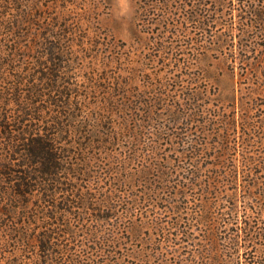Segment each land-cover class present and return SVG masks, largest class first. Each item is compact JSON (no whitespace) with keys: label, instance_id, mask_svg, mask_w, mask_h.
<instances>
[{"label":"trees","instance_id":"trees-1","mask_svg":"<svg viewBox=\"0 0 264 264\" xmlns=\"http://www.w3.org/2000/svg\"><path fill=\"white\" fill-rule=\"evenodd\" d=\"M198 1L147 0L161 11L149 22L164 28L160 53L174 41L168 33L207 10ZM209 3L237 6L243 36L264 6ZM78 19L57 0H0V264H127L145 250L125 246L144 226L158 264H264V150L253 132L245 146L231 135L235 119L196 102L199 133L171 166L163 144L177 148L184 132L163 134L138 116L128 73L93 90L63 71ZM209 133L224 138L226 153L207 151ZM208 158L217 160L200 166Z\"/></svg>","mask_w":264,"mask_h":264},{"label":"rangeland","instance_id":"rangeland-1","mask_svg":"<svg viewBox=\"0 0 264 264\" xmlns=\"http://www.w3.org/2000/svg\"><path fill=\"white\" fill-rule=\"evenodd\" d=\"M201 1L205 2H198ZM206 1L207 10H199L195 17L196 23H204V31L192 21L174 36L168 33L173 28L165 29L174 41L167 37L169 51L160 53L164 28L151 26L149 22L161 11L146 5L147 0H129L130 7L122 5L121 0H57L64 15L83 20L73 29L74 35L64 41V46L74 52L65 57V74L76 76L80 86L94 90L105 85L100 79L128 73L131 101L142 108L138 116L157 124V131L163 134L184 132L185 139L181 143L177 139V148L169 150L167 143L163 144L171 166L177 165V157L181 158L186 142L199 133L195 132L193 122L196 102L223 119H235L236 126L230 131L232 137L246 146L243 138L253 132L258 141L256 148L264 150V6L260 5L259 13L253 17L251 34L243 36L242 14L237 6L231 10L230 4L224 8L209 3L212 0ZM125 8H128L126 14ZM51 13L57 16L56 10ZM1 62L0 59V70L7 69L1 67ZM31 64L33 69H40L39 60ZM91 101H96L95 96ZM209 136L207 151L226 153L221 145L224 138L212 133ZM215 160L208 158L199 164L212 166ZM222 165L232 166L230 162ZM151 232L144 226L130 233L125 246L145 250L137 251V256H128L127 264L160 263L146 252L154 247L147 240ZM170 259L175 261L177 257Z\"/></svg>","mask_w":264,"mask_h":264},{"label":"clouds","instance_id":"clouds-1","mask_svg":"<svg viewBox=\"0 0 264 264\" xmlns=\"http://www.w3.org/2000/svg\"><path fill=\"white\" fill-rule=\"evenodd\" d=\"M121 4H122V5H124V4H128L129 7H130V2H129V0H121ZM127 11H128V8H125V9H124V13L126 14Z\"/></svg>","mask_w":264,"mask_h":264}]
</instances>
